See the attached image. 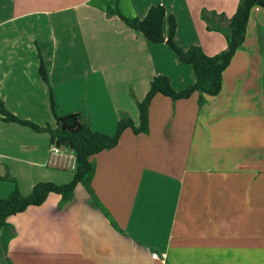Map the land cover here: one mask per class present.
<instances>
[{"label":"crops","instance_id":"1","mask_svg":"<svg viewBox=\"0 0 264 264\" xmlns=\"http://www.w3.org/2000/svg\"><path fill=\"white\" fill-rule=\"evenodd\" d=\"M239 1L0 0V99L40 127L56 126L50 92L58 116L78 114L93 131L112 135L122 116L137 125L136 103L155 75L180 91L193 71L117 13L143 18L162 5L176 21L178 47L214 56L226 40L201 14L224 15L215 23L225 26ZM199 97L155 95L147 134L125 130L115 147L90 158L96 203L78 184L64 205L49 194L9 217L0 264H264V9L251 10L220 93ZM49 140L0 115V199L71 181L72 171L46 165Z\"/></svg>","mask_w":264,"mask_h":264},{"label":"trees","instance_id":"2","mask_svg":"<svg viewBox=\"0 0 264 264\" xmlns=\"http://www.w3.org/2000/svg\"><path fill=\"white\" fill-rule=\"evenodd\" d=\"M254 7L264 9V0H240L234 14L227 19L225 26L218 23L225 18L224 15L202 12L201 17L207 23L208 31L220 32L226 40V49L214 56H207L200 46H192L183 50L175 43L176 21L168 16L162 5L151 6L143 18L127 19L117 13L120 21L131 30L143 36L144 40L152 45L165 44L174 53L177 61L189 66L193 71V82L183 90L176 91L170 85L166 76L155 75L149 84V89L142 101L136 103L138 109V124L135 125L128 116L119 118L115 132L106 135L93 131L83 122L78 114L58 116L53 94L50 92V107L56 120L55 128L49 125L40 127L30 121L21 120L7 112L0 99V115L6 123H15L27 127L35 132H44L49 136L50 146L67 148L76 157V167L72 170V179L65 185H55L49 182L37 183L31 192L24 196L15 189L6 199H0V229L7 226L9 217L24 212L29 207L42 205L49 194L60 196V203H68L78 184L85 187L90 197L96 203L95 195L91 189V179L94 175L95 165L90 161L94 155L112 149L125 130H131L135 135L148 133V110L152 98L159 94L173 101L187 100L193 93L199 94L200 102L203 97H216L222 89L223 72L228 68L236 51L242 46L251 10ZM215 18L218 23H215ZM165 21L168 25L167 37L164 36ZM38 73L43 82L47 83V72L42 58Z\"/></svg>","mask_w":264,"mask_h":264},{"label":"built area","instance_id":"3","mask_svg":"<svg viewBox=\"0 0 264 264\" xmlns=\"http://www.w3.org/2000/svg\"><path fill=\"white\" fill-rule=\"evenodd\" d=\"M47 166L62 169L74 170L76 167V157L73 152L67 148L51 145L48 149ZM152 258L158 259V255L153 253Z\"/></svg>","mask_w":264,"mask_h":264},{"label":"rangeland","instance_id":"4","mask_svg":"<svg viewBox=\"0 0 264 264\" xmlns=\"http://www.w3.org/2000/svg\"><path fill=\"white\" fill-rule=\"evenodd\" d=\"M220 33V32H219ZM168 47V46H167ZM172 52V51H171ZM172 54L174 55V53L172 52ZM175 56V55H174ZM248 114H249V116L247 117V118H245V120L246 119H248V120H250L251 121V123H253L254 121H255V117H254V114L255 113H252V111H249L248 112ZM56 169V168H55ZM56 170H61L62 171V169H56ZM62 172H66V173H68V174H71V170H63Z\"/></svg>","mask_w":264,"mask_h":264}]
</instances>
